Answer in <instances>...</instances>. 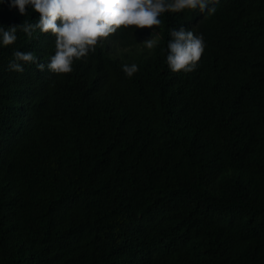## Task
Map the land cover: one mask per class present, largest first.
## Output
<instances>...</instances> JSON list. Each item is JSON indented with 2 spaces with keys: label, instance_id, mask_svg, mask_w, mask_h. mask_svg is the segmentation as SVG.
Returning a JSON list of instances; mask_svg holds the SVG:
<instances>
[{
  "label": "trees",
  "instance_id": "1",
  "mask_svg": "<svg viewBox=\"0 0 264 264\" xmlns=\"http://www.w3.org/2000/svg\"><path fill=\"white\" fill-rule=\"evenodd\" d=\"M215 6L167 15L151 50L126 29L131 78L101 53L97 77L9 71L14 51L47 64L55 37L0 43V264H264V0ZM38 19L0 3L5 29ZM180 21L206 44L190 73L166 63Z\"/></svg>",
  "mask_w": 264,
  "mask_h": 264
},
{
  "label": "clouds",
  "instance_id": "2",
  "mask_svg": "<svg viewBox=\"0 0 264 264\" xmlns=\"http://www.w3.org/2000/svg\"><path fill=\"white\" fill-rule=\"evenodd\" d=\"M4 0H0L3 3ZM219 0H9V6L19 14L27 15V8L39 14L36 23L24 22L5 29L0 25V43L9 46L17 40V30L23 31L30 39L37 30L55 37V54L47 64L41 63L35 53L14 51L8 70L24 72V66L36 64L39 71L45 69L57 75L69 74L80 65L90 67L97 77L101 66L92 61L95 53L104 59H113L127 77L131 78L140 69L137 61L124 58L130 50L119 45L117 38L126 29H152V35L143 44L154 49L159 40L155 29L159 28L167 15L185 10L214 14ZM211 5V7H209ZM170 29L167 43L166 63L174 73H190L202 64L206 44L203 34H196L192 24L180 21ZM93 53V54H92ZM222 53L232 59H242L236 55L234 47H223ZM92 54V55H90ZM201 60V61H200ZM200 61V62H199ZM204 63V62H203ZM74 64V65H73ZM150 264L158 262V249L145 251Z\"/></svg>",
  "mask_w": 264,
  "mask_h": 264
}]
</instances>
